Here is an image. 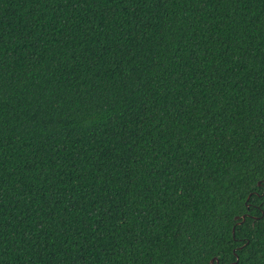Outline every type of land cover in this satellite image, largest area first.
<instances>
[{"label":"trees","instance_id":"obj_1","mask_svg":"<svg viewBox=\"0 0 264 264\" xmlns=\"http://www.w3.org/2000/svg\"><path fill=\"white\" fill-rule=\"evenodd\" d=\"M0 264H264V0H0Z\"/></svg>","mask_w":264,"mask_h":264},{"label":"water","instance_id":"obj_2","mask_svg":"<svg viewBox=\"0 0 264 264\" xmlns=\"http://www.w3.org/2000/svg\"><path fill=\"white\" fill-rule=\"evenodd\" d=\"M235 218L238 219V216H236ZM242 218L244 219V215L242 216ZM215 259H216V258H213V259L211 260V262L213 263V261H214Z\"/></svg>","mask_w":264,"mask_h":264}]
</instances>
